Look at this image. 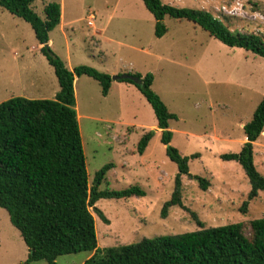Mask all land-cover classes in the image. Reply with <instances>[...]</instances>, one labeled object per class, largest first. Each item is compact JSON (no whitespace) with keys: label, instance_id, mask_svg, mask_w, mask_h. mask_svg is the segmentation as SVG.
Here are the masks:
<instances>
[{"label":"rangeland","instance_id":"374dc122","mask_svg":"<svg viewBox=\"0 0 264 264\" xmlns=\"http://www.w3.org/2000/svg\"><path fill=\"white\" fill-rule=\"evenodd\" d=\"M61 7V25L49 32L50 49L68 69L88 65L113 75L151 73V89L176 118L168 121L170 145L187 157L190 175L181 176L182 206L162 208L174 190L177 165L166 155L150 104L132 83L115 81L102 96L96 81L81 76L75 87V109L85 156L88 184L95 172L111 164L98 190L137 186L143 196L100 198L89 209L100 250L142 238L170 236L264 216V189L248 198V177L223 153L238 152L243 125L264 97V59L241 47H230L188 20L163 18L165 33L154 34L155 20L142 0H35L31 8L44 18L49 2ZM178 7L204 9L231 30L264 36V0H240L242 9L228 15L236 0H161ZM90 14L93 24H88ZM28 22L0 7V102L13 96L53 99L58 83L40 51ZM19 53L18 56L15 55ZM129 83V84H128ZM153 131L143 153L137 143ZM253 163L264 176V128L253 144ZM198 178L205 180L202 188ZM99 208L107 221L94 212ZM248 227L245 233H248ZM91 252L60 255L57 264H83ZM28 249L0 207V264L26 263Z\"/></svg>","mask_w":264,"mask_h":264},{"label":"trees","instance_id":"16d2710c","mask_svg":"<svg viewBox=\"0 0 264 264\" xmlns=\"http://www.w3.org/2000/svg\"><path fill=\"white\" fill-rule=\"evenodd\" d=\"M35 0H0V7L31 26L40 51L53 68L58 90L53 99H31L13 96L0 102V207L8 213L11 224L18 230L28 249L26 263L45 260L57 264L60 255L80 251L91 252L83 264H264V216L246 224L243 221L199 229L170 236L142 238L129 244L98 248L94 216L90 207L100 198L143 196L137 186L117 191L98 190L111 164L95 172L88 184L85 156L75 109L73 82L87 76L100 86L103 96L108 93L111 76L88 65L68 69L50 49L49 32L60 22L61 7L52 1L44 5L41 18L31 4ZM155 20L154 34L162 36L166 27L163 18L170 16L188 20L209 35L230 47H241L264 59V36L254 32L231 30L209 11L194 7H178L161 0H142ZM141 79L119 81L134 84L152 107L160 141L166 155L178 172L174 190L164 203L161 215L171 205L182 206L181 176L190 175L187 157L171 146L168 121L176 118L160 97L151 89V73H128ZM264 128V97L243 125L246 140L238 152L223 153L222 160H235L243 168L251 188L248 198L264 189V176L253 163V142ZM154 132H145L137 143L143 153ZM202 188L206 181L198 178ZM94 212L107 221L99 208ZM248 227V233L245 228Z\"/></svg>","mask_w":264,"mask_h":264},{"label":"built area","instance_id":"2783aa9c","mask_svg":"<svg viewBox=\"0 0 264 264\" xmlns=\"http://www.w3.org/2000/svg\"><path fill=\"white\" fill-rule=\"evenodd\" d=\"M234 6H232L231 9L228 8V6L226 5H223L222 6V11L225 13V14H228V15H232V14H237V12L235 10L237 9H242L243 8V4L240 0H236L234 1ZM254 16H253V19L254 20H258L259 23H264V15H262L261 13H258V12H255L253 13ZM90 19L87 21L88 24L91 25V22L92 20L94 19V16L92 14H90Z\"/></svg>","mask_w":264,"mask_h":264},{"label":"crops","instance_id":"0c3cea01","mask_svg":"<svg viewBox=\"0 0 264 264\" xmlns=\"http://www.w3.org/2000/svg\"><path fill=\"white\" fill-rule=\"evenodd\" d=\"M92 24H93V21L91 22ZM59 26L61 25V14H60V22H59V24H58ZM51 43V40L49 39V41H48V44H50ZM14 53H15V55L16 56H18V54L19 53H16V51H14ZM81 76H79V78H80ZM85 77H87V76H85ZM78 77H75V79H74V82H73V86H74V94H75V90H76V87H75V85H76V83H77V81H78V79H79ZM90 78V77H89ZM92 79V78H91ZM94 80V79H93ZM95 81V80H94ZM115 81H119V79L118 80H114V79H112V81H111V85H110V87H109V90H108V93L105 95V97L106 96H108V94L110 93V91L113 89V85H114V83H115ZM120 82V81H119ZM98 84V83H97ZM129 84V83H128ZM99 85V84H98ZM100 87V86H99ZM101 93V92H100ZM102 95V94H101ZM103 96V95H102ZM77 117H78V114H77ZM244 140H246V138H244ZM256 142V141H255ZM255 142H253V144L255 143Z\"/></svg>","mask_w":264,"mask_h":264},{"label":"water","instance_id":"95a60500","mask_svg":"<svg viewBox=\"0 0 264 264\" xmlns=\"http://www.w3.org/2000/svg\"><path fill=\"white\" fill-rule=\"evenodd\" d=\"M120 78H122V79H125V78L131 79L132 81H134L137 84L141 83V79L140 78H138L136 76H133V75H130V74H127V73H123L121 75H113V76H111V79H114V80H118Z\"/></svg>","mask_w":264,"mask_h":264}]
</instances>
